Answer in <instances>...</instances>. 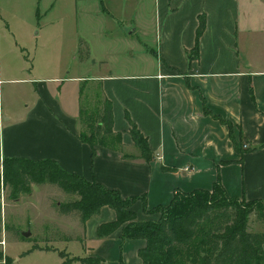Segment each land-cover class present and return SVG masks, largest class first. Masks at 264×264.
I'll use <instances>...</instances> for the list:
<instances>
[{
    "label": "crops",
    "instance_id": "0c3cea01",
    "mask_svg": "<svg viewBox=\"0 0 264 264\" xmlns=\"http://www.w3.org/2000/svg\"><path fill=\"white\" fill-rule=\"evenodd\" d=\"M59 1L68 5V43L60 33V15L51 14L55 4L46 6L41 17L49 20L33 34L43 33L50 45L18 43L8 12L0 14L7 30L2 49L0 41V174L3 159L52 160L123 199L137 198L131 206L137 221L157 220L158 214L148 212L169 205L174 191L210 190L217 181L229 197L264 200V0ZM12 3L21 6L19 0ZM203 16L205 30L195 49ZM77 17L84 18L85 32L98 37V45L121 44L126 49L116 53L121 59H93L90 51L70 77L68 60L75 64L80 41ZM94 21L99 27H92ZM11 57L17 66L9 64ZM13 98L19 109L12 107ZM80 100L88 107L110 102L113 132L121 135L122 150L131 158L104 147L92 156L78 137ZM132 125L146 140L148 160L134 145ZM22 200L21 195L11 202ZM40 202L32 205L34 215L49 214ZM7 204L1 195L0 252L11 258ZM99 210L80 225L76 218L58 217L51 206L46 217L59 230L40 238L38 246L53 247L30 252L26 244L18 261L62 264L58 253L64 252L98 264H142L137 252L145 242L122 239L121 226L97 236L101 226L116 221L111 208Z\"/></svg>",
    "mask_w": 264,
    "mask_h": 264
},
{
    "label": "trees",
    "instance_id": "16d2710c",
    "mask_svg": "<svg viewBox=\"0 0 264 264\" xmlns=\"http://www.w3.org/2000/svg\"><path fill=\"white\" fill-rule=\"evenodd\" d=\"M205 17H200L196 33V47L203 34ZM81 45V44H80ZM79 45V46H80ZM81 47V46H80ZM82 48V47H81ZM84 51V53H83ZM80 50L81 58L88 51ZM82 96V88L80 89ZM112 106L103 100L99 106L88 107L82 100L79 104L78 137L89 145L95 157L96 147L112 151L120 150L124 158H131L122 150L121 135L113 132ZM229 125L228 122H225ZM130 135L140 157L148 160L146 140L132 125ZM2 182L12 174L11 198L29 195L31 184H49L65 196L53 208L58 217L70 216L80 225L107 206L115 211L116 221L105 224L97 231L99 238L122 227V239H141L144 247L137 252L142 264H262L264 262V200L246 201L229 197L219 181L210 190L195 189L184 193L174 191L169 205L156 207L148 214H159L157 220L137 221L131 206L137 198L123 199L114 190L99 184L86 182L58 167L52 160L31 161L19 158L3 159ZM10 173V174H9ZM259 226L249 229V221ZM56 234V233H55ZM71 238V237H64ZM33 250L47 251L36 243ZM62 264H98L95 258H71L59 252ZM6 264H12L10 258Z\"/></svg>",
    "mask_w": 264,
    "mask_h": 264
},
{
    "label": "rangeland",
    "instance_id": "374dc122",
    "mask_svg": "<svg viewBox=\"0 0 264 264\" xmlns=\"http://www.w3.org/2000/svg\"><path fill=\"white\" fill-rule=\"evenodd\" d=\"M11 1L10 8H5L3 4L8 3ZM16 0H1L0 1V14H3V12H8V19L11 20L9 26L10 31L16 36V40L18 43H20L21 39L22 41L33 48L38 44L41 45V41H45L46 44L50 45L53 41L50 39H47V36H45L43 33H41L38 37H33V34L35 32H38L39 28L43 26V24H46L49 20L48 16L43 18L44 9L46 6L50 3L55 4V0H40L39 3H37L38 0H19L21 3V6H15L12 2H15ZM59 14L61 26L59 29L62 31L60 32L62 34V37L64 39L63 43H68V32L70 30L71 22L66 18V15L68 14V5L67 3L57 1V3L54 6V10L51 12V14L54 15ZM42 18V20H41ZM70 22V24H68ZM5 23L0 19V41H1V49L3 48L4 42H3V34L7 32V30L3 29L2 26L5 27ZM92 27H99V23L97 21H94V24ZM76 29L79 37V42L77 44V52L75 54V58L73 59V62L75 64L70 63V60H68V63L70 66H73L72 68L68 69L67 72L69 76L75 74L76 71V64L77 63H84L88 59V57L85 59L81 58V54L79 53L80 50L85 49V51H88V56L90 51H92V57L93 59H98L100 57L105 56L104 58L109 59L110 57H113L114 59L117 57L116 53L119 55V52H126L125 48L121 46V44H118L117 47L111 48V47H102L101 45H98V37L93 35H88L87 32H85L84 27V18L77 17V23H76ZM64 31V33H63ZM9 33V32H8ZM31 38V40L29 39ZM92 42V44L89 45L88 39ZM20 39V40H19ZM81 44V45H80ZM82 47H80V46ZM91 47V49H90ZM124 50V51H122ZM128 52V51H127ZM84 53V51H83ZM3 55L4 53L0 52V60L1 66L3 65ZM121 59V58H116ZM9 63V61H8ZM9 64H12L13 67L17 66L18 64L15 63V59L11 57V61ZM12 107L14 109H19L20 104L19 101L16 98H13ZM10 174V173H9ZM2 172L0 174V196L4 195V198L7 200V207L5 210V213H7V236L5 238L7 244V250L8 254L11 257L12 264H35L34 261H21L19 262V258L21 255V251L23 246L26 244L32 249L33 245L36 243L39 244L40 238H44L46 236H51L52 233L57 232V225L54 221H51L50 219H47V215H52V212L50 211L51 206L56 204L57 202L64 201L65 196L58 193V190L49 185H35L31 184V190L34 189L35 193L31 196L29 195H22L23 200L16 203L17 205L14 206V204L11 202L15 199H11L9 201V197H11V184L10 181L13 180L12 174L8 175L5 182H2ZM43 193V194H42ZM40 199V200H38ZM41 201V202H40ZM40 202V209L43 212H47L49 214L46 215H39L35 216L32 211H34V206H39ZM159 215V214H158ZM160 216V215H159ZM46 217V218H45ZM159 218V217H158ZM28 220L30 221V226H27ZM249 229L252 231L258 230L259 226L257 224L251 223V220L249 221ZM46 226H49V228L45 229ZM29 232V237H23V233ZM80 230L76 229V236H79ZM75 236V237H76ZM40 247L48 248L53 247L50 244L44 245L41 244ZM17 257V258H16ZM17 260V261H16ZM16 261V262H15ZM3 264H6L3 263Z\"/></svg>",
    "mask_w": 264,
    "mask_h": 264
},
{
    "label": "built area",
    "instance_id": "2783aa9c",
    "mask_svg": "<svg viewBox=\"0 0 264 264\" xmlns=\"http://www.w3.org/2000/svg\"><path fill=\"white\" fill-rule=\"evenodd\" d=\"M244 148H247L246 146H244ZM4 243L2 242V245ZM6 262V258L3 256V254L0 252V264H3Z\"/></svg>",
    "mask_w": 264,
    "mask_h": 264
},
{
    "label": "water",
    "instance_id": "95a60500",
    "mask_svg": "<svg viewBox=\"0 0 264 264\" xmlns=\"http://www.w3.org/2000/svg\"><path fill=\"white\" fill-rule=\"evenodd\" d=\"M29 236H30V233L29 232L23 233V237H29Z\"/></svg>",
    "mask_w": 264,
    "mask_h": 264
}]
</instances>
